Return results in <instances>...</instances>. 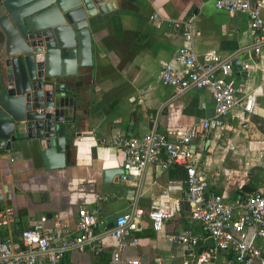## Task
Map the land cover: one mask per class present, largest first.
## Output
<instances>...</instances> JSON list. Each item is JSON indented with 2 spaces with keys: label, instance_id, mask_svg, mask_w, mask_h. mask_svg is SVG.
Here are the masks:
<instances>
[{
  "label": "crops",
  "instance_id": "crops-1",
  "mask_svg": "<svg viewBox=\"0 0 264 264\" xmlns=\"http://www.w3.org/2000/svg\"><path fill=\"white\" fill-rule=\"evenodd\" d=\"M214 0H104L108 9L88 22L89 64L77 67V105L82 118L66 144L64 165L45 167L41 157L23 151L7 158L0 149V211L11 208L14 219L0 225V238L17 242L19 232L37 224L48 232L52 221L68 223L75 234L74 219L80 208L96 210L93 229L101 250L94 253L84 242L82 250L70 246L63 251L62 264H111L114 238L107 225L135 208L143 210L137 242L120 253L122 260L160 259L164 264H194L195 248L169 241L190 228L201 237L200 245H210L195 222L183 198L184 170L180 166L162 168L145 163L136 178L122 169L123 153L116 145L120 136L158 131L176 139L187 127L199 125L213 115V101L205 88L188 87L174 92L161 83L159 71L169 64L176 70L183 65L174 52L181 44L179 32L170 20L191 19L192 48L199 61L213 56L227 62L238 58L245 77L231 72L240 98L221 118L219 127L200 131L191 140L198 176L207 193L219 194L233 203L253 192L264 194V41L249 28L244 13L217 10ZM113 4V6L111 5ZM156 15L152 18V15ZM264 19V0L261 6ZM257 49V51H255ZM212 75L218 76L214 67ZM253 102L251 112L243 108L245 96ZM170 217L154 229L147 211L157 205ZM264 230V223L262 225ZM255 244L264 258V236ZM231 255L220 253L219 264L229 263Z\"/></svg>",
  "mask_w": 264,
  "mask_h": 264
},
{
  "label": "built area",
  "instance_id": "built-area-1",
  "mask_svg": "<svg viewBox=\"0 0 264 264\" xmlns=\"http://www.w3.org/2000/svg\"><path fill=\"white\" fill-rule=\"evenodd\" d=\"M263 0H214L217 10L229 14L244 13L248 18L249 28L264 41V19L261 16ZM156 15H152L154 18ZM172 29L179 32L181 44L174 52L176 61L183 69L176 70L169 64L163 65L159 71L161 83L169 86L174 92L188 87H205L210 91L213 101V115L204 119L199 125H192L183 130L176 139L168 135L149 131L141 135L120 136L115 139L116 145L123 153L122 169L130 178L139 176L145 163H158L162 168L180 166L184 170L183 198L189 209V218L195 222L200 233L209 238L210 245H200L201 237L192 229L185 228L176 235H168L169 241L195 248L194 264H219L216 257L220 253H229L232 264H264V258L255 244L257 237L264 236V194L253 192L233 203H228L216 193H207L204 184L198 176L191 140L200 131L219 127L221 118L230 109L238 105L240 98L236 93L241 87L234 86L233 78L227 62H222L219 56H213L212 61L202 63L192 48L191 19L170 20ZM257 51V49L255 50ZM214 67H218L219 75H212ZM253 102L250 96H245L243 108L251 112ZM41 109L39 108L38 111ZM264 157V148L261 151ZM177 204L169 211L163 212L157 205H152L147 216L152 219L154 229L159 228L167 217H170ZM96 210L80 208L74 219L75 234L68 229V223L54 219L48 232L40 230L39 223L45 220L42 216L37 224L22 229L17 242L0 238V264H62L63 251L74 246L82 250V244H90L94 253L101 250L100 242L95 237L93 229L96 225ZM143 210L135 208L131 212L119 214L114 218L113 226L109 228L114 238L111 253V264H164L160 259L144 261L138 258L122 260L120 253L128 246L137 242L134 232L138 230ZM14 219L11 208L0 211V225L7 226Z\"/></svg>",
  "mask_w": 264,
  "mask_h": 264
},
{
  "label": "water",
  "instance_id": "water-1",
  "mask_svg": "<svg viewBox=\"0 0 264 264\" xmlns=\"http://www.w3.org/2000/svg\"><path fill=\"white\" fill-rule=\"evenodd\" d=\"M103 1L0 0L4 157L30 151L41 157L45 167L64 165L66 144L79 135L82 121L76 68L89 64L88 22L96 12L108 9ZM230 66L231 72L245 77L240 59L233 58Z\"/></svg>",
  "mask_w": 264,
  "mask_h": 264
}]
</instances>
